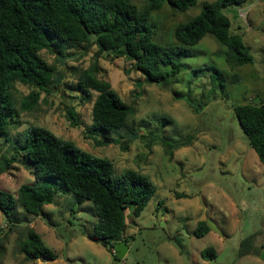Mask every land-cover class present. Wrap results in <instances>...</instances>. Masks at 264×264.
Wrapping results in <instances>:
<instances>
[{"label": "rangeland", "instance_id": "obj_1", "mask_svg": "<svg viewBox=\"0 0 264 264\" xmlns=\"http://www.w3.org/2000/svg\"><path fill=\"white\" fill-rule=\"evenodd\" d=\"M185 12L168 4L152 11L148 23L153 43L176 46L174 29L200 13L203 2ZM141 8L142 2H135ZM230 22V34L243 38L253 61L234 67L226 62L228 49L206 35L198 44L186 47L190 57L177 61L180 73L168 79L166 88L147 84L125 58L99 54L95 46L85 54L43 50L41 58L56 68L59 81L40 92L31 110L22 108L32 91L14 84L12 96L16 125L8 137L0 138V190L15 194L32 184L31 164L11 161L31 127L49 130L96 158L113 163L114 174L127 170L145 176L156 193L142 213L125 211L128 251L122 260L113 251L82 234L97 223L91 203L64 194L53 180L42 183L54 191L53 202L34 216L16 207L11 221L0 212L1 264H264V167L250 148L234 115V107L264 103V0H247L223 9ZM98 64L99 78L111 84L120 99L134 109L126 126L104 139L92 133L91 109L96 96L83 99L76 89L83 69ZM212 69H217L219 77ZM142 82L141 90L136 86ZM178 93V98L174 97ZM76 113V125L67 110ZM128 135L136 136L128 139ZM191 137V143L168 148L175 141ZM8 140V141H6ZM127 145V149L121 145ZM13 215V214H12ZM210 221L219 231L196 237L201 222ZM34 230L57 257L54 261H28L19 251L26 232ZM253 235L249 253L239 256L241 242ZM179 240L181 247L175 242ZM213 249L212 260L201 252Z\"/></svg>", "mask_w": 264, "mask_h": 264}, {"label": "trees", "instance_id": "obj_2", "mask_svg": "<svg viewBox=\"0 0 264 264\" xmlns=\"http://www.w3.org/2000/svg\"><path fill=\"white\" fill-rule=\"evenodd\" d=\"M246 1L203 2L197 16L174 29L178 44L161 46L153 43L149 34L151 12L162 9L165 4L185 12L198 5V0H0V138L9 139L8 128L17 123L12 96L14 84L32 89L23 102L24 110L33 109L40 92L56 84L57 70L41 58L43 50L57 54L56 62L60 63L58 57L64 51H78L83 55L95 46L99 54L125 58L145 83L163 88L169 84L170 77L180 73L181 65L177 61L192 55L186 47L198 44L206 35L228 49V64L234 67L251 64L253 58L243 38L230 34L231 22L222 12ZM135 2H142L143 6L139 8ZM212 70L221 77L217 69ZM100 71L96 63L83 69L77 76L76 89L83 99H91L96 94L90 130L108 139L111 133L126 126L134 109L120 99L109 82L98 77ZM174 97L178 98V93ZM67 114L68 120L76 125L75 111L69 108ZM234 115L248 145L264 167V103L237 105ZM190 138L175 141L168 148L186 146L191 143ZM121 148L126 150L127 145ZM19 160L31 164L33 183L20 186L15 194L0 190V212L9 221L18 218L14 217L17 206L27 214L39 216L54 197L53 189L42 182L53 180L64 194H73L91 203L97 223L91 232L83 230L82 234L104 248L122 240L127 245L126 209L131 207L132 214L138 217L156 193L155 185L145 176L131 170L115 175L111 161L96 158L40 127L28 129L19 151L11 158L15 162ZM209 232L207 224L201 222L194 235L203 237ZM253 238L251 235L241 242L239 256L250 254ZM174 242L181 247L177 238ZM19 251L28 261L57 259L34 230L26 232ZM257 252L260 255L261 251ZM2 255L0 239V264ZM113 257L117 259L114 253ZM201 257L212 260L216 254L213 249H206Z\"/></svg>", "mask_w": 264, "mask_h": 264}, {"label": "water", "instance_id": "obj_3", "mask_svg": "<svg viewBox=\"0 0 264 264\" xmlns=\"http://www.w3.org/2000/svg\"><path fill=\"white\" fill-rule=\"evenodd\" d=\"M58 59H59L60 65L63 66L64 65V59L62 57H60V56L58 57ZM56 76H57L56 83H58L59 74L57 73ZM136 86H137V88L139 90H141L142 82H137ZM134 138H136V136L133 137L132 135H128L127 140L128 139H134ZM207 226L209 227L210 230H213V231H216L217 233H219V231L214 227V225L210 221H207ZM106 248L108 250L113 251V253L115 254V256L119 260H122L124 258V256L126 255L127 251H128V247H127L126 242L124 240H122V241H120L118 243H115L114 245L108 244L106 246ZM260 257H261V260L264 261V251L261 252Z\"/></svg>", "mask_w": 264, "mask_h": 264}]
</instances>
